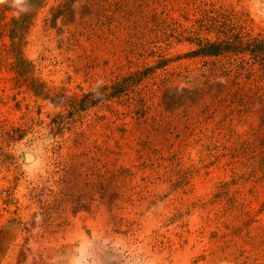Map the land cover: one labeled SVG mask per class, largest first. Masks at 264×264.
<instances>
[{
    "label": "rangeland",
    "instance_id": "obj_1",
    "mask_svg": "<svg viewBox=\"0 0 264 264\" xmlns=\"http://www.w3.org/2000/svg\"><path fill=\"white\" fill-rule=\"evenodd\" d=\"M219 9L264 36V0L0 5V264H264V65L194 55Z\"/></svg>",
    "mask_w": 264,
    "mask_h": 264
},
{
    "label": "trees",
    "instance_id": "obj_2",
    "mask_svg": "<svg viewBox=\"0 0 264 264\" xmlns=\"http://www.w3.org/2000/svg\"><path fill=\"white\" fill-rule=\"evenodd\" d=\"M37 1L38 0H27L29 10L20 15L22 19L12 17L14 26L11 29V37L16 36L18 26L23 25L29 20V14H31ZM211 19L213 20V27L219 37L215 40L202 41L200 39L198 47L194 50L195 56H224L226 54H233L242 57V61L249 59L264 65V36H253L249 31L245 30V27L239 22V18L232 20L224 9H219L217 16L211 17ZM14 51L20 61H18V63L23 65L24 59L17 45L14 47ZM37 89V94H43L47 97L46 93H44V88H40V91L39 88ZM120 91L122 90H116L113 94ZM105 97L106 95H104V99ZM84 101L85 96L77 101V105L80 106L81 109L85 108V104H83Z\"/></svg>",
    "mask_w": 264,
    "mask_h": 264
},
{
    "label": "clouds",
    "instance_id": "obj_3",
    "mask_svg": "<svg viewBox=\"0 0 264 264\" xmlns=\"http://www.w3.org/2000/svg\"><path fill=\"white\" fill-rule=\"evenodd\" d=\"M9 4L10 7L16 9L15 15L19 17L22 13L27 12V0H0V5Z\"/></svg>",
    "mask_w": 264,
    "mask_h": 264
},
{
    "label": "bare ground",
    "instance_id": "obj_4",
    "mask_svg": "<svg viewBox=\"0 0 264 264\" xmlns=\"http://www.w3.org/2000/svg\"><path fill=\"white\" fill-rule=\"evenodd\" d=\"M73 264H79V257L73 260Z\"/></svg>",
    "mask_w": 264,
    "mask_h": 264
}]
</instances>
